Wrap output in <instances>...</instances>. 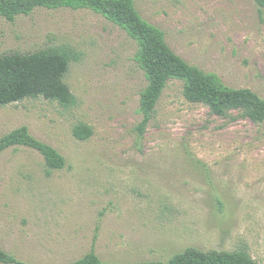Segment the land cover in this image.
Here are the masks:
<instances>
[{
  "label": "rangeland",
  "instance_id": "rangeland-1",
  "mask_svg": "<svg viewBox=\"0 0 264 264\" xmlns=\"http://www.w3.org/2000/svg\"><path fill=\"white\" fill-rule=\"evenodd\" d=\"M188 64L264 99V8L254 0H134ZM69 46L76 105H0V139L28 127L65 159L47 175L26 147L0 155V246L27 264L168 262L188 248L246 251L264 264V123L220 117L171 80L145 131L137 42L92 9L0 17V56ZM88 125L86 141L75 128Z\"/></svg>",
  "mask_w": 264,
  "mask_h": 264
},
{
  "label": "trees",
  "instance_id": "trees-1",
  "mask_svg": "<svg viewBox=\"0 0 264 264\" xmlns=\"http://www.w3.org/2000/svg\"><path fill=\"white\" fill-rule=\"evenodd\" d=\"M264 8V0H254ZM92 9L122 27L139 47L137 60L145 72L148 86L141 95L140 111L143 133L155 113L169 81L184 82V96L191 103H202L217 116L239 111L241 116L256 124L264 123V99L250 89L229 88L214 73H206L188 64L167 44L165 33L145 21L134 0H0V17L15 21L36 9ZM80 55L72 47H50L31 54L12 53L0 56V105L8 106L27 99L44 98L65 108L76 105V98L65 79L73 61ZM75 136L82 141L93 135L88 125L75 128ZM15 147L39 152L45 159L47 175L62 170L66 159L51 145L35 138L28 127L18 128L0 139V155ZM0 264H27L7 253L0 246ZM71 264H104L92 251ZM128 264H258L246 251H202L188 248L174 255L168 262L150 261Z\"/></svg>",
  "mask_w": 264,
  "mask_h": 264
}]
</instances>
